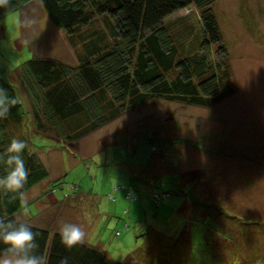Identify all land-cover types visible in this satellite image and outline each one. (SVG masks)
<instances>
[{
  "label": "rangeland",
  "instance_id": "1",
  "mask_svg": "<svg viewBox=\"0 0 264 264\" xmlns=\"http://www.w3.org/2000/svg\"><path fill=\"white\" fill-rule=\"evenodd\" d=\"M212 7L235 92L207 107L149 101L74 141L37 135L34 118H25L11 128L31 136L50 172L26 192L29 211L35 214L37 200L49 227L79 223L84 242L129 264H225L220 257L238 256L244 245L249 253L260 234L264 238V0H216ZM200 13L191 5L164 20L180 54L199 49ZM110 20L96 16L81 28L84 38L69 36L37 0L0 18V73L17 87L26 110L33 103L15 70L34 57L76 65L97 33L112 42ZM217 49L211 47L215 59L222 56ZM148 131L163 139L155 153ZM173 138L195 146L165 141ZM192 183L216 210L185 209L190 196L180 191L192 190ZM124 184L142 185L145 193L129 200L125 189L117 190ZM155 186L158 194L171 192L159 206L150 192ZM238 229L252 233L244 241ZM251 264H264V257Z\"/></svg>",
  "mask_w": 264,
  "mask_h": 264
},
{
  "label": "trees",
  "instance_id": "2",
  "mask_svg": "<svg viewBox=\"0 0 264 264\" xmlns=\"http://www.w3.org/2000/svg\"><path fill=\"white\" fill-rule=\"evenodd\" d=\"M33 0H0V18L23 9ZM49 14L53 23L68 33L80 35L81 28L90 24L96 16L109 17L114 28L112 42L108 43L103 33L85 42V51L76 65L55 58H31L22 64L15 75L32 101L33 109L25 108L15 87L2 73L0 86L16 97L18 103L11 106L8 115L0 119V153L4 152L13 138L27 141L23 158L29 177L22 189L23 197L17 193L0 189V219H15L27 222L37 233L38 253L46 257L47 264H129V259L119 262L105 252L82 242L71 249L66 248L55 227L52 229L41 219L37 200L33 199L35 214H24L26 192L47 180L50 172L33 144L28 133H17L11 127L20 125L25 118H34L37 135L59 140H77L87 133L110 122L127 110L140 107L149 101L165 99L196 106H211L228 97L236 90L228 63V52L221 36L219 22L213 11L216 0H37ZM195 5L200 10L199 49L180 54L173 35L164 20L179 9ZM191 29L193 27L191 26ZM84 38V35H80ZM218 45L215 59L211 47ZM218 53V54H217ZM221 57V58H220ZM151 143L150 153L158 150L157 133H146ZM45 136V135H44ZM170 144L195 146L188 139L173 138ZM168 143V144H169ZM31 144V145H30ZM4 170L0 167V175ZM158 175L155 176V178ZM194 188L180 191L190 196L185 209L212 208L214 204L203 202L204 198ZM157 186V185H156ZM151 189L153 203L162 205L171 192L157 187ZM181 185L179 186V188ZM143 186L124 184L117 190L125 189L129 200L142 198ZM142 189V190H141ZM173 194H175L173 192ZM32 203V202H31ZM30 202L27 201V207ZM217 206L221 212L222 208ZM215 216V215H214ZM58 231V232H57ZM250 233H252L250 231ZM240 229L238 239L247 240ZM257 245L249 251L244 245L241 254L223 257L225 264H251L264 257V238L260 234ZM251 244V243H250ZM252 245V244H251ZM5 246L0 243V250ZM251 246H249L250 249ZM224 264V263H223Z\"/></svg>",
  "mask_w": 264,
  "mask_h": 264
},
{
  "label": "clouds",
  "instance_id": "3",
  "mask_svg": "<svg viewBox=\"0 0 264 264\" xmlns=\"http://www.w3.org/2000/svg\"><path fill=\"white\" fill-rule=\"evenodd\" d=\"M17 103L18 99L10 96L8 90L0 86V119L5 118L11 106ZM27 146L26 140L13 138L4 152L0 153V167L4 170V174L0 175V189L17 193L21 198L30 171L23 158ZM22 203L27 216V201L22 200ZM58 231L62 244L69 249L84 242L86 237V232L79 223L61 221ZM36 236L32 225L27 222L0 219V243L5 246L0 250V264H47L46 257L36 251L39 247ZM61 264H67V260Z\"/></svg>",
  "mask_w": 264,
  "mask_h": 264
}]
</instances>
